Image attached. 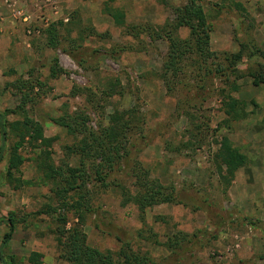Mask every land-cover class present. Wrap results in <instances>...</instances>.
<instances>
[{"label": "rangeland", "instance_id": "obj_1", "mask_svg": "<svg viewBox=\"0 0 264 264\" xmlns=\"http://www.w3.org/2000/svg\"><path fill=\"white\" fill-rule=\"evenodd\" d=\"M103 2L0 0V111L21 103L13 83L17 78L44 81L46 94L36 95L27 109L46 137H57L50 150L53 162L59 164L64 146L75 138L52 118L78 110L87 116V126L96 129L114 109L134 105L146 121L148 143L135 154V161L149 171L145 193L154 196L171 187L175 201L147 207L141 221L135 205H121L118 188H95L91 212L82 226L87 243L114 254L127 244L151 264H264V83L255 85L249 76L258 64L264 66V0H199L212 28L210 48L220 60L224 53L237 52L241 43L248 44L241 64L227 73L238 89L226 92L244 103L239 119H232L231 107L220 101L225 84L218 78L207 81L204 90L188 93L193 98L190 105L183 104L184 87L168 94L158 78L170 38L188 36V29L180 28L170 37L166 26L174 19L173 8L186 0H117L113 7L124 11L123 26L103 12ZM58 21L65 25L60 28L62 43L52 49L45 45L44 30ZM67 36L77 39L80 47L74 50ZM253 45L263 55L254 52ZM62 48L71 50L76 59ZM53 56L63 70L57 78L49 77ZM81 58L86 59L82 64ZM116 78L123 95L106 99L102 90ZM184 109L209 118L201 147L194 140L184 144L188 140ZM221 136L247 157V164L230 182L219 174L213 157ZM11 144L8 136L0 163V244L10 213L16 226L2 250L3 258L33 264L28 257L38 252L42 264H70L60 258L50 232L54 217L45 213L52 185L41 177L28 146L21 150L25 161L20 174L27 183L14 190L5 181ZM74 161L70 159L71 164ZM126 172L127 168L116 171L115 176L130 186L134 179ZM67 215L68 225L75 222L71 213Z\"/></svg>", "mask_w": 264, "mask_h": 264}, {"label": "trees", "instance_id": "obj_2", "mask_svg": "<svg viewBox=\"0 0 264 264\" xmlns=\"http://www.w3.org/2000/svg\"><path fill=\"white\" fill-rule=\"evenodd\" d=\"M116 1L104 0L102 10L112 18L116 25L123 26L125 13L122 9L113 7V3ZM173 12L174 19L166 25L169 28L167 31L170 37L180 28H187L188 36L184 39H178L177 36L173 40L170 38L171 46L163 57L158 72V78L162 81L166 92L173 94L184 87L187 95L183 98V104L190 105L193 98L188 93H191L194 88L204 90L207 81L218 78L225 84V88L220 90V101L228 108L231 107L232 119L242 118L244 103L232 98L229 92H226L238 89L236 84L228 81L227 73L241 64L243 53L248 48V44L241 43L237 52L224 53L222 61L217 53L210 48L212 28L199 0H186L183 5L173 8ZM63 26L65 25L61 21L47 25L44 30L47 47L55 49L61 45L60 28ZM131 30H135V28L132 27ZM67 38L74 50L80 47L77 44V39L69 36ZM251 48L254 49V52L263 55L260 49L254 45ZM62 50L71 58L76 59L71 50L64 48ZM254 52L251 53V57ZM51 61L49 77L57 78L63 70L58 66L56 56H53ZM84 61L86 59L81 58L78 62ZM249 76L255 85L264 83V66L258 64L255 71H250ZM13 83L21 94L22 100L14 108L0 111V163L4 156V141L9 136L12 138V144L8 148L5 181L14 190L20 189L27 183L20 177L21 166L25 161L21 150L26 146L33 150L35 156L32 159L41 173V177L52 185L50 202L45 206V213L54 217V225L50 232L54 235L60 251V258L70 264H151L145 255L133 252L127 244L122 246L116 254L110 250L101 251L90 246L82 229L87 214L92 209L95 188L106 189L111 185L118 188L121 205H135L141 221H143L147 207L175 201L174 189L171 187H163L154 196L145 193L149 171L142 167L140 162L135 161L143 144L148 143L145 136L146 121L141 112L134 105L124 109H114L108 114L105 124L99 125L96 129L87 126V116L78 110L65 111L60 116L52 118L56 125L64 128L68 135L75 138L72 144L64 146L63 160L59 164H55L50 149L57 137H46L42 126L29 116L27 109L28 104H33L36 95L42 97L46 94L48 88L45 87L47 85L39 79L30 80L22 77L17 78ZM81 90L78 91L81 92ZM102 93L106 99L113 95L122 96L120 80L116 78L107 81ZM201 110L200 108L199 111ZM183 113L188 122V127L185 129L188 140L184 144H191V141L194 140L197 142V147H201L205 136L204 132L209 128V118L204 114L196 115L186 109L183 110ZM8 115L16 118L8 121L6 119ZM262 121L264 122V114ZM213 157L219 174L224 175L228 182L233 179L234 173L238 169L247 164L246 155L234 147L227 136L220 137ZM70 159H74L75 164H71ZM126 168L129 171L126 172V175L134 179L130 182V186L125 185L120 177L115 176L116 171H123ZM68 213H71L75 219V222L73 221L70 225H68ZM4 222L8 231L4 233L1 240L0 262L1 264H16L13 262V257L6 260L2 255V250L10 241L15 229L16 219L10 213ZM138 234L142 236L141 231ZM40 257V253L31 252L28 260L33 264H42L39 260Z\"/></svg>", "mask_w": 264, "mask_h": 264}, {"label": "built area", "instance_id": "obj_3", "mask_svg": "<svg viewBox=\"0 0 264 264\" xmlns=\"http://www.w3.org/2000/svg\"><path fill=\"white\" fill-rule=\"evenodd\" d=\"M23 20H26V18H23Z\"/></svg>", "mask_w": 264, "mask_h": 264}]
</instances>
